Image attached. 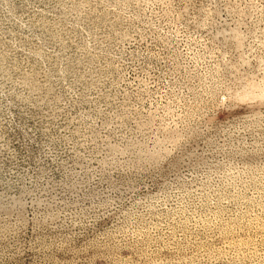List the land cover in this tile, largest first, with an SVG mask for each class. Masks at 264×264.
I'll list each match as a JSON object with an SVG mask.
<instances>
[{
  "label": "rangeland",
  "instance_id": "obj_1",
  "mask_svg": "<svg viewBox=\"0 0 264 264\" xmlns=\"http://www.w3.org/2000/svg\"><path fill=\"white\" fill-rule=\"evenodd\" d=\"M0 264H264V0H0Z\"/></svg>",
  "mask_w": 264,
  "mask_h": 264
}]
</instances>
